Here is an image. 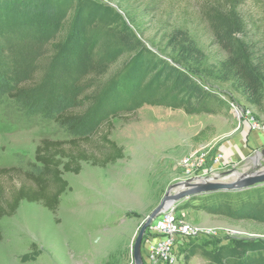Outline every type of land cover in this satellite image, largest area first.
Here are the masks:
<instances>
[{
	"label": "rangeland",
	"instance_id": "obj_1",
	"mask_svg": "<svg viewBox=\"0 0 264 264\" xmlns=\"http://www.w3.org/2000/svg\"><path fill=\"white\" fill-rule=\"evenodd\" d=\"M204 1L0 0V91L9 86L0 93V168L34 169L43 138L72 139L105 119L124 150L105 167L82 162L79 174L64 173L69 186L56 211L22 201L0 219V264H135L141 227L168 192L251 169L250 157L264 148V109L181 67L216 93L187 111L186 91L156 70L161 60L174 65L167 39L177 25L192 29L212 62L225 58L200 16ZM241 10L251 39L264 45V0H245ZM130 13L151 52L124 44ZM96 63L110 68L99 96L79 125H60L53 110L87 91L83 82ZM191 156L194 167L185 163ZM3 179L8 187L25 181ZM176 204L183 218L212 230L185 246L179 264H264V185Z\"/></svg>",
	"mask_w": 264,
	"mask_h": 264
},
{
	"label": "trees",
	"instance_id": "obj_2",
	"mask_svg": "<svg viewBox=\"0 0 264 264\" xmlns=\"http://www.w3.org/2000/svg\"><path fill=\"white\" fill-rule=\"evenodd\" d=\"M244 1L205 0L200 4L201 18L226 54L220 61L212 62L208 58L191 28L177 25L168 33L167 45L174 53V65L161 60L156 70L165 83L173 85L177 91H186L190 97L185 105L187 111H191L197 101L216 93L205 89L200 79L181 67L195 71L209 83L227 85L247 105L264 109V45L250 37L249 23L241 10ZM135 15L130 13V26H125L122 32L123 42L130 49L144 48L145 52H151L141 39L143 32ZM109 69L105 63H96L83 82L89 86L87 91L72 104L52 107L55 121L63 126L79 125L103 89ZM20 91L16 88L17 93ZM112 128V120L105 119L93 132L72 139L43 138L36 148L34 169L1 167L0 219L15 215L22 201L42 202L48 210L56 211L61 195L69 186L64 173L79 174L82 162L105 167L123 158V148L110 137ZM94 136L98 138L96 142ZM12 176H23L25 181L8 187L3 178ZM2 239L0 230V241Z\"/></svg>",
	"mask_w": 264,
	"mask_h": 264
},
{
	"label": "built area",
	"instance_id": "obj_3",
	"mask_svg": "<svg viewBox=\"0 0 264 264\" xmlns=\"http://www.w3.org/2000/svg\"><path fill=\"white\" fill-rule=\"evenodd\" d=\"M199 83L213 92L210 86L201 81ZM253 127L261 128L256 123ZM185 163L194 167L195 160L191 156ZM208 233H212V230L196 226L181 216L177 204L170 205L157 215L145 232L142 243L144 264H179L185 246Z\"/></svg>",
	"mask_w": 264,
	"mask_h": 264
},
{
	"label": "water",
	"instance_id": "obj_4",
	"mask_svg": "<svg viewBox=\"0 0 264 264\" xmlns=\"http://www.w3.org/2000/svg\"><path fill=\"white\" fill-rule=\"evenodd\" d=\"M261 158H264V148L257 150L255 155L250 157L253 161V165L250 170H229L226 174H229L230 176L228 179L224 180H216L213 178L206 179L205 177H200L201 180L199 179V181L196 182L187 180L183 184L184 186H187L186 188H183V186L180 190L175 191V193H172V190L168 192L163 202L156 208V210L148 218L147 222H145L141 227L134 245L135 264L145 263L142 254L143 238L147 228L161 211L166 209L168 206L176 204V202L190 196L206 195L218 191H243L259 185H264V161H261Z\"/></svg>",
	"mask_w": 264,
	"mask_h": 264
},
{
	"label": "bare ground",
	"instance_id": "obj_5",
	"mask_svg": "<svg viewBox=\"0 0 264 264\" xmlns=\"http://www.w3.org/2000/svg\"><path fill=\"white\" fill-rule=\"evenodd\" d=\"M201 180V179H200ZM187 186H184L183 188H186Z\"/></svg>",
	"mask_w": 264,
	"mask_h": 264
}]
</instances>
